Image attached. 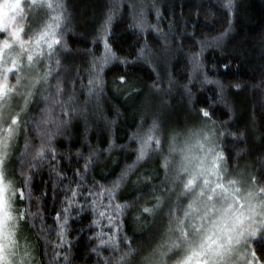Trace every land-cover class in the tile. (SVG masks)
<instances>
[{
  "label": "snow or ice",
  "instance_id": "snow-or-ice-1",
  "mask_svg": "<svg viewBox=\"0 0 264 264\" xmlns=\"http://www.w3.org/2000/svg\"><path fill=\"white\" fill-rule=\"evenodd\" d=\"M222 7L225 30L210 39L196 41L199 50L186 54L189 80L202 76L205 84L216 85L219 92L225 86L209 78L203 56L209 49L221 47L232 32L237 5L234 0H224ZM107 8L95 29L93 47L84 53L91 57L84 67L65 58V54H71L66 37L71 30L72 14L67 0H0V264H42L27 234L36 227L37 218L40 227L36 234L43 238L44 254L49 246L53 248L49 264H71L68 236L72 213L79 214L85 204L96 216L90 227L100 229L95 237L98 245L92 251L100 256L102 250L111 249L102 264H264V157L260 159L259 171L229 170L232 157L218 150L217 141L226 131L228 135L235 133L228 130L227 121L217 123L211 103L193 110L199 116V127L183 134L167 131L153 116L146 130L141 120V126L128 137L127 145L110 141L101 151L85 136L87 155L77 150L72 176L64 173L61 162L71 163V156L58 153L55 141L68 134L77 119L84 121L87 133L90 106L98 119L103 115L105 69L109 65L125 69L117 91L128 92L129 96L137 94L134 82L127 79L130 65L147 64L153 72L157 71L152 60L156 54L147 43L133 50L134 59L130 58L131 53L117 54L112 45V24L117 12L127 9L132 20L130 27L138 29L141 35L149 31L160 33L158 25L164 17L158 0H114ZM150 13L154 14L156 24L149 22ZM160 34L166 52L167 37ZM97 46L101 48L100 55L94 51ZM228 67L227 63L223 65L225 72ZM162 83L157 73L153 89L160 92L157 85ZM167 83L169 91L176 84L171 73ZM184 89L191 99L189 86L184 85ZM223 100L221 95L219 101ZM33 104H38L41 112L38 121L30 120ZM30 123L35 137L26 131ZM104 123L111 128L115 121L105 118ZM240 135L243 137V133ZM35 139L39 143H34ZM133 144L134 159L118 169L107 184L94 178L88 180L102 155L118 147L127 150ZM165 145L168 155L160 164L164 172L160 181L162 194L156 195L150 204H140L143 196L120 202V194L130 183L143 182L156 190L151 173L146 171L135 181L132 176L162 154ZM176 157L178 162H173ZM45 164L50 176H55L53 189L63 185L64 200L53 217L54 227L46 224L39 203L37 211H32V182ZM171 196L176 197L174 205L166 204ZM18 202L25 206L17 207ZM136 204H140L134 216L138 223L152 218L155 224L157 216L169 207L160 238L147 248L135 238L122 235L119 227L128 209ZM181 211L182 215L178 214ZM105 222L107 232L103 230ZM51 232L56 235L54 245L47 235Z\"/></svg>",
  "mask_w": 264,
  "mask_h": 264
},
{
  "label": "trees",
  "instance_id": "trees-1",
  "mask_svg": "<svg viewBox=\"0 0 264 264\" xmlns=\"http://www.w3.org/2000/svg\"><path fill=\"white\" fill-rule=\"evenodd\" d=\"M113 2L114 0H67L69 12L72 14L71 30L66 37L71 49V54H65L68 61L74 62L77 66H88L87 61L91 57L85 56L84 53L93 47L91 41L98 21L108 11L107 5ZM234 2L237 5V15L233 20L232 32L223 41L221 47L209 49L203 56L205 71L209 78L224 84L223 92L217 91L214 84H205L202 76L197 75L195 79L189 80L190 63L186 54L199 50L196 41L205 37L210 39L225 30L227 25L224 23L225 10L222 7L224 0H158L164 17L158 27L160 33L167 37L166 52L160 33L149 31L141 35L138 29L130 27L132 20L127 9L122 13L117 12L112 24V31L115 33L112 45L117 54L123 56L131 53L130 58L134 59L133 50L147 43L156 54L152 60L157 66V71L153 72L147 64L130 65L127 69V79L134 82L137 94L129 96L128 92L117 91L119 77L124 74L125 69L116 65H109L105 69V91L101 96L103 115L98 119L90 106L87 133L84 121L77 119L73 122L69 133L58 137L55 141L58 153L71 156V163L61 162L67 176L73 174L72 165L76 163L75 152L79 150L85 155L88 153L85 136L94 148L101 151L110 141L127 145L128 137L137 130L138 126H141V120H143L142 128L146 130L151 125L153 116L159 118L167 131L175 130L183 134L188 129L199 127V116L193 110L205 107L209 103L216 110L214 119L217 123L227 121L228 130L235 133L234 136L228 135L226 131L217 141L218 150L223 151L225 156L232 157L229 161V170L243 171L247 168L259 171L260 159L264 157V0H234ZM148 20L156 24L154 14L150 13ZM94 51L96 55H100L101 48L97 46ZM225 63L229 66L227 72L223 69ZM157 73L163 81L162 84L157 85L161 89L160 92L152 87L157 79ZM168 73H171L176 81L170 91L167 83ZM14 82L13 80L12 83ZM84 83L87 84V79ZM184 85L189 86L191 99L185 92ZM77 91L80 92L79 85ZM221 95L224 97L223 102L219 101ZM229 109H231V118ZM40 117L38 104H33L30 120L38 121ZM105 118L115 121V124L111 128L106 127ZM26 131L30 136L35 137L36 133L32 131L31 123ZM33 142L39 143V140L35 139ZM135 147V144L127 150L118 147L110 154L102 155L88 180L94 178L98 183L107 184L118 169L132 162ZM167 155V145H165L162 154L155 156L152 163L146 164L132 176V180L135 181L142 173L146 171L151 173L152 185H156V190L153 191L150 185H145L143 182L130 183L120 194V202L134 200L137 196H143L140 204L154 202V197L162 194L160 181L164 178V172L160 164ZM169 159L173 160L172 157ZM178 159L176 157L173 162H178ZM16 178L19 179L18 171ZM54 182L55 176H50L47 164L40 169L32 182L34 197L31 202L32 211H37L36 205L39 203L40 214L45 217L49 227L55 226L53 217L55 212L60 210L64 200L63 185L54 190ZM88 186L90 187V184ZM42 193L47 195L42 196ZM175 201L176 197L171 196L170 199H166V204L174 205ZM80 203H84L82 198ZM140 204L128 209L119 227L122 235L135 238L147 248L160 238L163 225L167 222L169 207H165L163 213L157 216L155 224L152 218L138 223L134 220V216L138 214ZM16 206L25 205L18 202ZM178 214L182 215V211ZM95 218V214L87 204L79 214L73 211L68 236L71 242V264H102L103 259L110 255L111 249L102 250L100 256L92 251L98 245L95 237L100 231L95 226L90 227ZM39 227L40 222L37 218L36 227L31 228L27 234L31 237L37 259L42 261V264H49L53 248L49 246L47 254H44L43 238L36 234ZM103 230L108 231L106 222ZM47 235L54 245L55 232ZM55 251L60 250L55 249Z\"/></svg>",
  "mask_w": 264,
  "mask_h": 264
}]
</instances>
